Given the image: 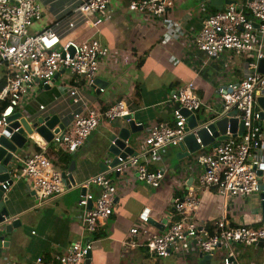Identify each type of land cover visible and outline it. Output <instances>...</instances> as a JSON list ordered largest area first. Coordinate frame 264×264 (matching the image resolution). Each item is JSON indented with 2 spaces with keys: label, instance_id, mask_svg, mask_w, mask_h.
Listing matches in <instances>:
<instances>
[{
  "label": "crops",
  "instance_id": "obj_1",
  "mask_svg": "<svg viewBox=\"0 0 264 264\" xmlns=\"http://www.w3.org/2000/svg\"><path fill=\"white\" fill-rule=\"evenodd\" d=\"M78 1L39 0L43 16L33 24L31 31L37 33L53 28L62 17V39L97 37L112 50L113 54L99 63L96 78L103 81L102 91L82 84V80H78L80 84L77 83V87L83 90L88 106L97 111H104L121 100L126 103L132 118L142 126V130L131 135L132 139L128 142V146L137 153L152 127L158 123L172 124V106L167 100L179 88L192 84L197 98L208 105V108L196 113L197 117L211 120L222 113V101L216 93L217 89L238 83L244 78V56L226 53L218 59L207 60L195 48L193 41L204 18L228 5L244 3L245 0H175L166 11L163 21L130 11L129 0H111L106 12L96 14L94 20L87 24L79 21L75 28L69 30L66 20L74 16L72 11ZM99 20L101 24L95 26L94 22ZM172 20L179 22L182 30L168 37L165 27ZM75 79L66 71L59 74L48 88L32 87L16 112L35 115L38 106L43 105L47 113L63 115L66 124H70L78 107L70 104L65 91ZM199 112L207 116H200ZM124 126L122 119L102 121L84 146L72 153L75 163L72 176L76 186L70 188L65 179L67 191L61 196L51 200L42 199L24 178L14 179L7 194L9 200L4 203V207L10 213L9 220L16 219L20 224L8 236L3 232L0 264H33L39 256H52L74 243L86 242L89 237L83 232L78 222L79 214L75 210L82 196L83 188L79 186L98 175L100 165L109 163L106 153L109 139ZM51 146L53 144L47 145L42 151ZM37 148L33 144L17 151L8 165L12 174L20 168L19 161L35 153ZM209 149H201L186 158L177 159L178 148L170 147L160 152L157 158H148V170H167L164 184L156 191L138 182L133 169H128L124 175L112 176L111 181L117 187L112 216L99 225L97 234L106 236L92 240L90 263L198 264V253L156 258L150 256L145 247L130 248L124 243L129 231L139 225L142 215L156 222L157 226L150 229L152 234L160 235L166 231L162 224L167 220V210L173 208L174 200L186 194L188 189H197V173L191 172L189 167ZM257 155L260 168L264 169V146ZM54 168L61 174L68 170ZM87 191L98 195L100 189L92 186ZM196 194L200 204L194 219L206 230L213 229L221 218L233 226L264 227L258 193L237 198L216 196L211 191ZM155 199L159 202V208ZM227 252H233L240 264H264V248H239L235 244L222 245L215 255L217 257L209 263L218 264V257Z\"/></svg>",
  "mask_w": 264,
  "mask_h": 264
},
{
  "label": "built area",
  "instance_id": "obj_2",
  "mask_svg": "<svg viewBox=\"0 0 264 264\" xmlns=\"http://www.w3.org/2000/svg\"><path fill=\"white\" fill-rule=\"evenodd\" d=\"M174 1L141 0L130 3L129 10L163 21ZM110 2L79 0L72 11L74 16L66 20L67 29L75 28L79 21H85L86 24L93 21L96 14L109 9ZM42 16L39 0H0V83L3 79L6 81L0 91V101H8L0 112V129H3L6 118L16 112L32 87L49 86L56 73L65 69V72L76 78L72 85L66 87L65 96L78 110L73 114L72 122L53 137L51 144L66 153H74L84 146L102 121L113 122L131 113L122 100L104 111L91 109L83 90L77 87V83L80 84L78 80L89 87H96L93 82L100 68L99 63L109 58L113 54L112 50L97 37L62 39V17L53 28L33 33L31 27ZM100 24V20L94 22L95 26ZM165 28L168 37L182 30L180 23L175 20L170 21ZM193 43L207 60L218 59L226 53L244 56V78L227 87H219L216 92L222 101L220 116L236 118L243 124L244 133L233 137L228 131L226 141L215 148L210 147L207 153L191 164L189 170L197 173V189H188L186 194L174 200L173 215H169L162 224L166 228L163 234H152L149 217L142 215L139 225L129 231L124 244L130 248L145 247L147 253L156 258L198 253L209 255L211 262L217 257L215 255L222 245L235 244L241 248L264 244V227L233 226L221 218L209 232L194 219L200 204L196 192L203 194L211 191L216 196L228 195L233 198L258 193L257 171L261 163L257 153L264 146V114L257 105L256 94L264 91V75L257 72L258 62L264 59V0H245L244 3L228 5L208 15L201 22ZM167 103L172 106V127L166 123L152 127L137 155L120 160L108 172L119 176L133 169L137 181L149 190L161 188L167 170L150 171L146 160L157 158L164 149L177 147L189 134L185 130V118L181 110L197 113L208 108L195 96L192 84H186L171 94ZM38 113L46 114V107L38 106ZM24 116L31 117L32 114ZM19 163L17 172L12 174L10 170L12 184L14 179L22 177L45 200L61 196L67 191L65 179L42 153L35 152ZM92 186L100 189L98 195L87 191ZM2 187L7 191L4 185ZM79 187L85 190V194L79 198L75 210L79 214L78 222L89 238L52 256H39L33 264H91L87 256L91 252L92 237L99 225L111 216L117 187L107 172L90 178ZM3 230L4 224L0 223V252ZM218 264L240 263L233 252H227L218 257Z\"/></svg>",
  "mask_w": 264,
  "mask_h": 264
},
{
  "label": "water",
  "instance_id": "obj_3",
  "mask_svg": "<svg viewBox=\"0 0 264 264\" xmlns=\"http://www.w3.org/2000/svg\"><path fill=\"white\" fill-rule=\"evenodd\" d=\"M65 69H61L56 73L51 84L58 78L59 74L64 73ZM257 72L264 75V59L258 62ZM94 86L103 87V81L95 78L93 82ZM49 86H45L48 88ZM258 107L264 112V91L256 97ZM182 116L185 118V130L189 134L178 144L177 159L188 157L190 154H194L201 149L215 148L228 139L227 132L233 137L242 136L244 133V127L242 123H239L236 118L229 116H218L214 119H200L196 113H191L186 110H181ZM58 113H38L32 114L31 117H25L20 112H15L5 120L3 129H0V223L4 224V235L8 236L15 230L20 222L16 219L9 221L10 213L4 207V203L9 200L7 197L8 190L13 185L11 180V171L8 167L12 158L17 151L36 145L38 148H46L51 144V141L55 135H57L63 127L66 125L65 119ZM124 127L120 128L109 139V147L107 148L108 162L107 164L100 165L101 173H106L108 177L118 176L110 171L116 167L120 160H124L126 157H135V152L128 146V142L132 139L131 135L136 134L142 130V126L138 125L131 115L123 117ZM199 141V143H198ZM106 155V156H107ZM73 156V154H72ZM74 161L71 162L67 172H62V177L69 182V187H75L76 182L72 176L74 168ZM10 173H9V172ZM258 176V199H259V211L264 220V169L260 168L257 171ZM7 183V184H6ZM6 187L5 191L2 187ZM85 194V190H82V196ZM92 203H89V207ZM164 220L163 223H165ZM151 226H157L156 222L150 220ZM3 240V237H2ZM257 246L264 248L263 243H259ZM91 253L87 258H90ZM198 264H208L211 260L209 255H199ZM87 264V263H86Z\"/></svg>",
  "mask_w": 264,
  "mask_h": 264
},
{
  "label": "trees",
  "instance_id": "obj_4",
  "mask_svg": "<svg viewBox=\"0 0 264 264\" xmlns=\"http://www.w3.org/2000/svg\"><path fill=\"white\" fill-rule=\"evenodd\" d=\"M141 0H129L128 1V5H130V3L132 2H139ZM6 85V81L3 79L2 82L0 83V91L1 89ZM8 101H0V112L7 106ZM169 126L172 127V124H170ZM37 153H42L47 159H49L53 165V167H57L58 169L62 170V171H66L71 162H72V153H66L64 152L62 149L60 148H56L55 146H51L50 148H47L45 151H42V149L37 148L36 149ZM167 215H173V208L167 210ZM112 216V214H111ZM110 216V217H111ZM212 227L208 229L209 232H212ZM106 235H100L99 234H95L92 237V240H97L100 239L101 237H104Z\"/></svg>",
  "mask_w": 264,
  "mask_h": 264
},
{
  "label": "rangeland",
  "instance_id": "obj_5",
  "mask_svg": "<svg viewBox=\"0 0 264 264\" xmlns=\"http://www.w3.org/2000/svg\"><path fill=\"white\" fill-rule=\"evenodd\" d=\"M196 96V95H195ZM197 97V96H196ZM202 110V109H201ZM198 115H200V116H207V114H204V113H201V112H199V114ZM202 120H204V119H202ZM57 148V147H56ZM155 202H156V204H157V207L159 208V202H158V200L157 199H155Z\"/></svg>",
  "mask_w": 264,
  "mask_h": 264
}]
</instances>
